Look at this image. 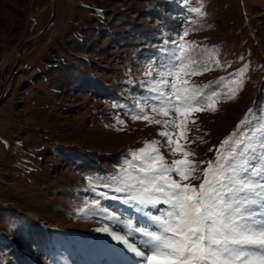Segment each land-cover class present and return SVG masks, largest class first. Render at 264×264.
<instances>
[{"label":"rangeland","instance_id":"374dc122","mask_svg":"<svg viewBox=\"0 0 264 264\" xmlns=\"http://www.w3.org/2000/svg\"><path fill=\"white\" fill-rule=\"evenodd\" d=\"M55 4L54 23L24 47L0 102V264H81L76 251L82 264H98L99 256L107 264L110 249L111 257L125 262L128 253L97 231L102 220L96 214L107 208L150 222L144 213H159L127 201L128 193L115 191L113 177L145 142L160 141L168 163L182 158L158 134L161 125L131 119L140 107L155 119L167 118L151 112L157 73L148 75L150 65L158 68L162 50L188 30L198 63L212 69L190 77L191 83L221 95L216 112L192 115L189 140L195 142L187 147L197 162L214 160L215 149L237 131L249 109L253 122L264 118V0ZM201 5L205 15L191 11ZM51 10V0H0V93L21 45L47 24ZM241 70L243 84L229 100L224 93ZM196 175L202 179V172Z\"/></svg>","mask_w":264,"mask_h":264},{"label":"snow or ice","instance_id":"6c2138e0","mask_svg":"<svg viewBox=\"0 0 264 264\" xmlns=\"http://www.w3.org/2000/svg\"><path fill=\"white\" fill-rule=\"evenodd\" d=\"M202 8L191 11L203 16ZM188 35L185 30L178 40L171 41L174 47L162 50L165 59L158 62V68L150 65L148 75L157 73L151 88L156 94L151 98L155 101L150 105L151 112L167 118L155 119L143 107L139 108L140 114L131 116L132 120L161 125L164 130L158 134L166 138L171 153L182 158L168 163L161 154L160 141L145 142L113 177L115 191L128 193L127 201L139 205L140 211L157 209L159 214L144 213L154 230L127 222L119 230L106 225L97 231L122 244L139 258V264H264V118L253 122L255 113L249 109L237 131L215 149L214 160L192 159L195 153L187 147L195 142L189 140L188 125L195 124L192 115L216 112L221 94L206 93L191 83L190 77L212 69L200 66L198 46L186 40ZM209 59L220 66L214 54L209 53ZM243 71L231 81L234 87L224 93L227 99L236 98L243 84ZM249 124L252 127L242 132V126ZM202 164L207 167L199 168ZM197 172H202V179ZM193 180L200 183L193 184ZM158 205L167 207L161 210ZM102 211L106 220L120 223L107 208ZM133 233L141 237L139 243L132 239Z\"/></svg>","mask_w":264,"mask_h":264},{"label":"bare ground","instance_id":"6f19581e","mask_svg":"<svg viewBox=\"0 0 264 264\" xmlns=\"http://www.w3.org/2000/svg\"><path fill=\"white\" fill-rule=\"evenodd\" d=\"M109 213L115 214L119 218L120 223L113 222V221H110V220H106L105 219V214H103L104 216L103 215L96 214V218L100 217L101 220H102V221H99L98 222L101 227H104V226L107 225L109 227H113V228H116L117 230H119L120 227H118L117 224H121L122 227H123L124 223L130 222L133 225V227H144V228H148L149 230H154V225L150 224V222L145 221L143 218H141L140 216H138V214H136L135 216L132 215V218H133V220H132V218H129L128 217L129 215L126 212H123L122 214H118V212H111V211H109ZM113 223H115L116 225L113 224ZM121 234H123V233L121 232ZM132 239L136 240L137 243H139L141 237L139 236V234L133 233ZM114 242L117 245H120L128 253V256L126 257V261L124 262L123 261V258H122V260L120 259V261H119L118 259H114L115 258V255L113 257H111V254L109 253V255H110L109 256V260L110 261L108 260V263L109 264H131V263L139 264V258L138 257H135L134 254H132L131 252H129L122 244L118 243L117 241H114ZM63 244L65 246L67 245L66 247L71 246L69 243H66L65 241H63ZM79 253L80 252L76 251L75 257L81 263V259H80L81 256H80ZM104 257L106 258V256H104ZM99 258L101 259L100 256H99ZM66 259L69 260L68 257H66ZM58 261L60 262L61 260L60 259H57V263H58ZM58 264H65V263H63L61 261V263H58Z\"/></svg>","mask_w":264,"mask_h":264},{"label":"water","instance_id":"95a60500","mask_svg":"<svg viewBox=\"0 0 264 264\" xmlns=\"http://www.w3.org/2000/svg\"><path fill=\"white\" fill-rule=\"evenodd\" d=\"M51 5H52V10H51V14H50V18L49 21L47 22V24L42 27L39 31H37L32 37L27 38L23 44L21 45L20 49L17 52V60L15 65L12 67L11 71L9 72L7 78L4 81V85L2 87V91L0 93V102L1 100L6 96L7 93V89H8V84L10 83L13 75L17 72V68H18V62L19 59L22 55V52L24 50V47L32 42H34L36 39H38L42 34H44L49 28L50 26L54 23L55 20V16H56V4H55V0H51Z\"/></svg>","mask_w":264,"mask_h":264},{"label":"trees","instance_id":"16d2710c","mask_svg":"<svg viewBox=\"0 0 264 264\" xmlns=\"http://www.w3.org/2000/svg\"><path fill=\"white\" fill-rule=\"evenodd\" d=\"M55 67V66H54ZM16 145H20V143H18V141L16 142Z\"/></svg>","mask_w":264,"mask_h":264}]
</instances>
